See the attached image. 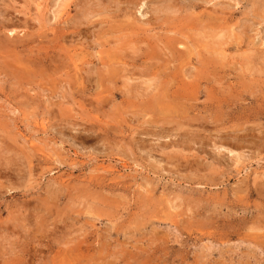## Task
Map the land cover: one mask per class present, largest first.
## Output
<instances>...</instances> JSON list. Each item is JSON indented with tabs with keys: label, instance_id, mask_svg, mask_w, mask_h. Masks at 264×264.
I'll return each mask as SVG.
<instances>
[{
	"label": "rangeland",
	"instance_id": "1",
	"mask_svg": "<svg viewBox=\"0 0 264 264\" xmlns=\"http://www.w3.org/2000/svg\"><path fill=\"white\" fill-rule=\"evenodd\" d=\"M263 20L264 0H0V264H264Z\"/></svg>",
	"mask_w": 264,
	"mask_h": 264
},
{
	"label": "bare ground",
	"instance_id": "2",
	"mask_svg": "<svg viewBox=\"0 0 264 264\" xmlns=\"http://www.w3.org/2000/svg\"><path fill=\"white\" fill-rule=\"evenodd\" d=\"M55 1H57V0H55ZM58 1H60V0H58ZM61 1H62V0H61ZM55 3H56V2H55ZM55 3H54V6L56 7V4H55ZM258 5H259V4H258ZM57 6H58V5H57ZM256 6H257V5H256ZM259 6H260V5H259ZM58 7H59V6H58ZM141 7H142V6H141ZM187 8H188V7H187ZM257 8H258V6H257ZM261 8H262V6H261ZM57 9H58V8H57ZM168 9H169V8H168ZM184 9H185V8H184ZM53 10H54V9H53ZM131 10H132V9H131ZM162 10H163V9H162ZM261 11H262V10H261ZM129 13H130V12H129ZM207 13H208V12H206V15H207ZM262 13H263V12H262ZM201 14H203V13H201ZM51 15H52V14H51ZM206 15H205V16H206ZM197 16H199V15H197ZM208 16H209V15H208ZM208 16H207V17H208ZM51 17H52V16H51ZM54 17H55V16H54ZM54 17H53V18H54ZM124 17H126V15H125ZM188 17H189V16H188ZM255 17H256V16H255ZM204 18H205V17H204ZM51 19H52V18H51ZM195 19H197V17L194 18V20H195ZM207 19H208V18H207ZM215 19H216V18H215ZM55 20H56V19H55ZM194 20H193V21H194ZM204 20H205V19H204ZM216 20H217V19H216ZM5 21L7 22L8 19L5 20ZM11 21H12V19H11ZM191 21H192V20H190V22H189V21H188V22H189L190 24H192ZM193 21H192V22H193ZM197 21H198V19H197ZM197 21H196V22H197ZM199 21H200V20H199ZM201 21H203V20H201ZM201 21H200V22H201ZM211 21H212V20H211ZM211 21H210V22H211ZM213 21H214V20H213ZM263 21H264V20H263ZM1 22H2V21H1ZM203 22H204V21H203ZM207 22H208V20H207ZM7 23H8V22H7ZM185 23H186V22H185ZM182 24H183V23H182ZM190 24H189V25H190ZM193 24L196 26V24H195L194 22H193ZM197 24H198V23H197ZM199 24H200V23H199ZM202 24H203V23H202ZM211 24H212V23H211ZM221 24H222V22H221ZM225 24L227 25V23H225ZM5 25H6V24H5ZM126 25H127V24H126ZM129 25H130V24H129ZM129 25H128V26H129ZM194 25H193V26H194ZM213 25H214V23H213L212 25H210V26H213ZM216 25H219V24L216 23ZM216 25H214V27H216ZM226 25H225V26H226ZM251 25H252V24H251ZM128 26H127V27H128ZM182 26H183V25H182ZM190 26H191V25H190ZM190 26H187V31H188V27H190ZM193 26H192V27H193ZM200 26H202V25L200 24ZM207 26H208V25L205 24L204 28H205V27L207 28ZM223 26H224V25H223ZM127 27H126V28H127ZM174 27H175V26H174ZM196 27H197V26H196ZM220 27H221V25H220ZM220 27H219V30L217 29L219 32L215 29L216 31H214V33L211 34L212 36H209V37L206 36V37H207V38H212V39H214L215 37H217V36L219 35L220 31L222 32V29H220ZM233 27H234V26H233ZM2 28H3V27H2ZM130 28H131V27H130ZM159 28H160V27H159ZM171 28H172V27H171ZM182 28H184V27H182ZM185 28H186V27H185ZM190 28H191V27H190ZM201 28H202V27H201ZM209 28H210V27H209ZM211 28H212V27H211ZM211 28H210V29H211ZM223 28H224V27H223ZM227 28H228V27H227ZM234 28H236V27H234ZM172 29H175V28H172ZM178 29H179V28L177 27L176 30L178 31ZM180 29H181V26H180ZM191 29H192V28H191ZM212 29H213V28H212ZM224 29H226V27H225ZM224 29H223V30H224ZM128 30H129V28H128ZM130 30H131V29H130ZM130 30H129V31H130ZM132 30H133V29H132ZM132 30H131V31H132ZM170 30H171V29H170ZM182 30H183V29H182ZM202 30L204 31L205 29H202ZM133 31H134V30H133ZM179 31H180V30H179ZM183 31H184V30H183ZM192 31H193V30H192ZM211 31H212V30H211ZM79 32H80V31H79ZM198 32L200 33V32H202V31H198ZM239 32H240V31H239ZM244 32H245V31H244ZM80 33H81V32H80ZM171 33H172V32H171ZM180 33H181V32H180ZM190 33H191V32H190ZM195 33H196V32H195ZM199 33H198V35H199ZM204 33L206 34L205 31H204ZM204 33H203V34H204ZM242 33H243V32H242ZM83 34H84V33H81V35H83ZM169 34H170V33H169ZM181 34H182V33H181ZM185 34H186V33H185ZM193 34H194V33H193ZM205 34H204V36H205ZM220 34H221V35H219V38H220V36H223L222 33H220ZM223 34H224V33H223ZM229 34H230V33H229ZM244 34H245V33H244ZM74 35H75V34H74ZM177 35H178V36H181V35H179L178 33H177ZM196 35H197V33H196ZM200 35H202V33H200ZM208 35H209V34H208ZM234 35H235V34H234ZM76 36H77V34H76ZM131 36H132V35H131ZM184 36H185V35H184ZM204 36H203V37H204ZM232 36H233V35H232ZM77 37H78V36H77ZM166 37H167V36H166ZM182 37H183V36H182ZM188 37H189V36H188ZM233 37H234V36H233ZM238 37H239V36H238ZM133 38H134V37H133ZM174 38H176V37H174ZM189 38H191V37H189ZM192 38H194V37L192 36ZM192 38H191V39H192ZM195 38H197V36H196ZM207 38H205V39H207ZM246 38H247V37H246ZM78 39L81 40V38H78ZM130 39H131V38H130ZM137 39H138V38H137ZM168 39H169V37H167V39L165 38V40L167 41V44H169V43H168ZM185 39L187 40V38H185ZM198 39H199V38H198ZM200 39H201V38H200ZM217 39H218V38H217ZM225 39H226V38H225ZM227 39H228V36H227ZM239 39H241V38L239 37ZM248 39H249V38H248ZM171 40H173V38H171ZM181 40H182V39H181ZM194 40H195V39H193V41H194ZM201 40H202V39H201ZM207 40H209V39H207ZM215 40H216V38H215ZM231 40H232V39H231ZM231 40H230V41H231ZM187 41H188V40H187ZM187 41H186V42H187ZM195 41H196V40H195ZM230 41H229V42H230ZM237 41H238V40H237ZM246 41H247V40H246ZM130 42H131V41H130ZM134 42H138V40H136V41H134ZM139 42H141V41H139ZM139 42H138V43H139ZM189 42H190V41H189ZM206 42H207V41H206ZM208 42H209V41H208ZM213 42L215 43V41H213ZM216 42H217V40H216ZM218 42H219V40H218ZM220 42H222V40H221ZM227 42H228V41H226V44H227ZM132 43H133V42H132ZM141 43H142V42H141ZM149 43H150V42H149ZM196 43H197V41H196ZM203 43L205 44V41H204ZM224 43H225V42H224ZM243 43H244V42H243ZM262 43H263V42H262ZM209 44H210V43H209ZM209 44H208V45H209ZM141 45H142V44H141ZM152 45H153V44H152ZM164 45H165V44H164ZM164 45H163V46H164ZM169 45H170V44H169ZM179 45H181V44H179ZM179 45H178V46H179ZM187 45H188V44H187ZM190 45H191V47H190V46H189V47L192 49V51H194V49H193L192 47L195 46L196 44L193 45V46H192V44H190ZM197 45H198V44H197ZM210 45H211V44H210ZM210 45H209V46H210ZM215 45H216V44H215ZM229 45H230V44H229ZM156 46H157V45H156ZM182 46H183V45H182ZM184 46H186V45H184ZM198 46H200V45H198ZM198 46H197V47H198ZM203 46H204V45H203ZM209 46L206 45L205 48H207V51H208V52L210 53V55H211V54L214 53V52L212 53V48L214 49V47L211 46V47H212V48H211V47H209ZM149 47H150L149 49H147V45H146V47H145V48L148 50L147 52H150L149 50L152 49V48H151V45H149ZM153 47H154V46H153ZM186 47H187V46H186ZM260 47H261V46H260ZM162 48H164L165 50L167 49V51H168V48H165V47H162ZM178 48H179V47H178ZM200 48H201V46H200ZM215 48H216V47H215ZM220 48H222V47H220ZM243 48H244V47H243ZM136 49H137V48H136ZM140 49H141V47H140ZM153 49H155V48H153ZM171 49H172V48H171ZM197 49H198V48H197ZM218 49H219V46H218ZM240 49H241V48H240ZM137 50H139V48H138ZM141 50H142V49H141ZM178 50H179V49H178ZM186 50H187V49H186ZM215 50H217V48H216ZM223 50H225V49H223ZM258 50H259V49H258ZM121 51H122V50H121ZM121 51H120V53H121ZM139 51H140V50H139ZM173 51H176V50H173ZM188 51H189V48H188ZM188 51H187V53H188ZM195 51H196V50H195ZM201 51H202V50H201ZM207 51H206V55H207ZM217 51H218V50H217ZM247 51H248V50H247ZM247 51H246V52H247ZM253 51H254V50H253ZM261 51H262V50H261ZM144 52H145V50H144ZM154 52H155V51H154ZM168 52H169V51H168ZM220 52H221V51H220ZM170 53H171V52H170ZM251 53H252V54H251V57H252V58L250 57L251 60L254 59V60H256L259 64H261V67H263V69H262V71H263V70H264V53H263V51H262V53L260 52V50H259L258 52H254V54H253V52H251ZM112 54H113V53H112ZM121 54H122V57H123L124 53H121ZM125 54H127V53H125ZM141 54H142V53L139 54L140 57H141ZM152 54H153V53H152ZM177 54H179L178 51H177ZM188 54H191V53H188ZM192 54H193V52H192ZM219 54H220V53H219ZM221 54H222V52H221ZM221 54H220V55H221ZM223 54H225V52H224ZM10 55H11V54H10ZM115 55H116V54H115ZM154 55H155V54H154ZM154 55H153V57H154ZM170 55H172V53H171ZM175 55H176V53H175ZM213 55H214V54H213ZM249 55H250V54H249ZM249 55H248V56H249ZM117 56H119V54H118ZM117 56H116V57H117ZM127 56H128V54H127ZM136 56H137V55H136ZM184 56H186V55H184ZM189 56H190V55H189ZM191 56H192V55H191ZM194 56H195V55H194ZM216 56H217V52H216ZM218 56H219V55H218ZM231 56H232V55H231ZM114 57H115V56H114ZM128 57H129V59H130V56H128ZM132 57H133V56H132ZM142 57H144V55H143ZM147 57H148V56H147ZM156 57H157V56H156ZM175 57H176V56H175ZM186 57H187V56H186ZM186 57H185V58H186ZM222 57H223V56H222ZM226 57H227V56H225L224 59H227ZM234 57H235V56H234ZM117 58H118V57H117ZM137 58H138V57H137ZM145 58H146V57H145ZM148 58H149V57H148ZM154 58H155V57H154ZM172 58H174V57H172ZM243 58H244V57H243ZM123 59H124V58H123ZM125 59H126V58H125ZM174 59H176V58H174ZM174 59H173V60H174ZM182 59H183V57H182ZM182 59H181V61H182ZM220 59H221V58H220ZM244 59H245V58H244ZM127 60H128V59H127ZM143 60H145V59H143ZM169 60H170V59H169ZM179 60H180V58H179ZM241 60H242V59H241ZM251 60H250V61H251ZM107 61H108V60H107ZM122 61H123V60H122ZM152 61H153V59H152ZM176 61H177V60H176ZM190 61H191V60H190ZM218 61H219V60H218ZM14 62H15V61H14ZM116 62H118V61H116ZM141 62H142V60H141ZM143 62H144V61H143ZM143 62H142V63H143ZM147 62H149V60H148ZM182 62H183V61H182ZM182 62H181V63H182ZM222 62H224V61H222ZM251 62H252V61H251ZM254 62H255V61H254ZM108 63H109V62H108ZM110 63H113V62H110ZM119 63H120V62H119ZM122 63H124V62H122ZM142 63H139V64H142ZM144 63H145V62H144ZM150 63H151V61H150ZM152 63H153V62H152ZM184 63H185V61H184ZM215 63H216V62H215ZM255 63H256V62H255ZM114 64H115V62H114ZM128 64H129V63H128ZM136 64H137V63H136ZM171 64H172V62H171ZM201 64H202V63H201ZM207 64H209V63L207 62ZM223 64H224V63H223ZM223 64H222V65H223ZM116 65H117V64H116ZM123 65H125V64H123ZM142 65H143V64H142ZM144 65H145V64H144ZM183 65H184V64H183ZM205 65H206V64H205ZM211 65H213V64H211ZM217 65H218V64H217ZM252 65H253V64H252ZM104 66H108V65L106 64V65H104ZM117 66H118V65H117ZM117 66L115 67V65H114L113 68L115 67V69H116V68H118ZM126 66H127V65H126ZM126 66H125V67H126ZM129 66H132V67H133V65H131V64H130ZM148 66H149V64H148ZM110 67H111V66H110ZM120 67H121V66H120ZM141 67H142V66H141ZM145 67H146V66H145ZM172 67H173V66H172ZM198 67H199V65H198ZM210 67H211V66H210ZM217 67H218V66H217ZM252 67H253V66H252ZM111 68H112V67H111ZM113 68H112V69H113ZM126 68H128V66H127ZM126 68H125V70H126ZM138 68H139V67H138ZM152 68H153V67H151V70H152ZM156 68H157V67H156ZM199 68H200V67H199ZM215 68H216V67H215ZM253 68H254V67H253ZM107 69H108V68H107ZM115 69H114V70H115ZM121 69H124V67L122 66V68H120V70H121ZM128 69H130V68H128ZM131 69H132V68H131ZM133 69H135V68H133ZM154 69H155V68H154ZM157 69H158V68H157ZM167 69H168V68H166V71H168ZM169 69H170V68H169ZM254 69L256 70V66H255ZM109 70H110V68H109ZM120 70H119V71H120ZM141 70H143V69H141ZM148 70H149V68H148ZM155 70H156V69H155ZM173 70H174V68H173ZM208 70H209L208 72H211L209 68H208ZM211 70H213V69H211ZM238 70H239V69H238ZM258 70H259V69H258ZM115 71H116V70H115ZM121 71H122V70H121ZM121 71H120V72H121ZM130 71H131V70H130ZM130 71H129V70H126L125 72L128 73V72H130ZM134 71H135V70H134ZM134 71H133V72H134ZM145 71H147V68H146ZM145 71H144V72H145ZM149 71H150V70H149ZM149 71H148V73H149ZM157 71H159V70H157ZM175 71H176V70H175ZM175 71H174V73H173L174 77L178 75L177 73H175ZM125 72H124V73H125ZM135 72H136V71H135ZM151 72H152V71H151ZM170 72H171V71H170ZM205 72H206V71H205ZM255 72H256V71H255ZM110 73H111V72H110ZM127 73H126V75H127ZM199 73H200V72H199ZM258 73H259V72H258ZM111 74H112V73H111ZM129 74H131V73H129ZM140 74H141V73H140ZM175 74H177V75H175ZM261 74H262V73H261ZM261 74H260V75H261ZM120 75H121V74H120ZM144 75H145V74H144ZM144 75H143V76H144ZM156 75H158V73H157ZM171 75H172V74H171ZM256 75L259 76L258 74H256ZM102 76H103V75H102ZM110 76H111V75H110ZM112 76H115V75H112ZM135 76L137 77L138 75H136V74L134 73L133 77H135ZM154 76H155V75H154ZM262 76H263V75H262ZM125 77H126V76H125ZM127 77H128V75H127ZM138 77H139V76H138ZM152 77H153V76H152ZM166 77H167V76H166ZM172 77H173V76H172ZM263 77H264V76H263ZM111 78H112V77H111ZM141 78H145V77H141ZM135 79H136V78H135ZM146 79H147V78H146ZM149 79H150V78H148L147 80H149ZM139 80H140V79H139ZM139 80H137V81H139ZM144 80H145V79H144ZM169 80H170V79H169ZM154 81H155V79H154ZM255 81H256V80H255ZM111 82H112V84H113V81H111ZM114 82H115V81H114ZM129 82H130V81H129ZM135 82H136V81H135ZM151 82H152V80H151ZM155 82H156V81H155ZM155 82H154V83H155ZM142 83H144V82H142ZM148 83L150 84V82H148ZM133 84H134V83H133ZM140 84H141V83H140ZM146 84H147V83H146ZM168 84H169V83H168ZM122 85H123V84H122ZM192 85H193V84H192ZM192 85H191V86H192ZM125 86H126V85H125ZM130 86H131V84H130ZM165 86H166V85H165ZM169 86H170V84H169ZM184 86H185V85H184ZM188 86H189V85H188ZM191 86H190V88H192ZM150 87H151V86H150ZM152 87H153V86H152ZM154 87H156V86H154ZM132 88H134V86H132ZM134 89L136 90L137 88H134ZM154 89H155V88H154ZM158 90H160V89H158ZM168 91H169V89H168ZM149 92H151V91H149ZM183 92H184V91H183ZM126 93H128V92H126ZM130 93H132V92H130ZM139 93H140V92H139ZM175 93H176V92H175ZM133 94H134V93H133ZM155 95H156V94H155ZM155 95H154V96H155ZM135 96H136V94H135ZM133 97H134V95H133ZM162 97H163V96H161V99H162ZM143 98H144V97H143ZM155 98H156V97H155ZM157 98H159V96H158ZM155 100H156V99H155ZM155 100H154V101H155ZM158 100H159V99H158ZM150 103H151V101H150ZM150 103H148V104H150ZM152 103H153V102H152ZM154 103H155V102H154ZM160 103H161V102H159V103H157V104H160ZM175 104H176V103H175ZM150 105H152V104H150ZM157 106H158V105H157ZM149 107H150V106H149ZM155 107H156V106H155ZM153 108H154V106H153ZM156 108H157V107H156ZM158 108H159V107H158ZM160 108H161V107H160ZM160 108H159V109H160ZM149 110H150V109H149ZM170 123H172V122H170ZM166 124L170 125L169 123H166ZM218 125H219V124H218ZM166 126H167V125H166ZM191 126H192V125H191ZM191 126H190V127H191ZM165 128H166V127H165ZM193 128H194V127H193ZM169 129H170V128H168V130H169ZM170 130H172V129H170ZM242 130H243V129H242ZM157 131H158V130H157ZM192 131H194V130H192ZM195 131H196V130H195ZM87 132H88V131H87ZM158 132H160V131H158ZM158 132H157V133H158ZM225 132H226V131H225ZM233 132H234V131H233ZM238 132H239V131H238ZM85 133H86V131H85ZM151 133H152V132H151ZM154 133H155V132H154ZM170 133H171V132H170ZM192 133H194V132H192ZM195 133H197V132H195ZM219 133H220V132H219ZM230 133H231V132H230ZM161 134H162V133H161ZM221 134H222V133H221ZM223 134H225V133H223ZM227 134H228V133H227ZM232 134H233V133H232ZM235 134H236V133H235ZM235 134H233V135H235ZM194 135H195V134H194ZM196 135H198V134H196ZM196 135H195V136H196ZM229 135H230V134H229ZM233 135H232V137H235V136H236V135H235V136H233ZM237 135H238V134H237ZM155 136H156V135H155ZM158 136H159V135H158ZM163 136H164V135H163ZM189 136H190V135H189ZM198 136H199V135H198ZM218 136H219V135H218ZM222 136L225 137V136H227V135H225V136L222 135ZM240 136H241V135H240ZM240 136H239V138H241ZM247 136H248V135L246 134V137H247ZM196 137H197V136H196ZM196 137H195V138H196ZM216 137H217V136H216ZM246 137H245V138H246ZM161 138H162V137H161ZM173 138H174V137H173ZM173 138H172V139H173ZM217 138H218V137H217ZM217 138H216V139H217ZM225 138H226V137H225ZM235 138H238V136L235 137ZM172 139H171V140H172ZM220 139H222V138H220ZM226 139H228V138H226ZM226 139H225V140H226ZM231 139H232V138H231ZM243 139H244V138H243ZM161 140H162V139H161ZM165 140H166V139H165ZM222 140H223V139H222ZM222 140H221V141H222ZM233 140H234V138H233ZM235 140H237V139H235ZM177 141H179V139H178ZM195 141H196V140H195ZM195 141H194V142H195ZM228 141L231 142L230 140H228ZM228 141H227V144L229 143ZM237 141H238V140H237ZM241 141H242V140H241ZM173 142H174V141H173ZM173 142H171V143H173ZM188 142H189V144L192 143V144H194V146H195V143H193L192 141H188ZM190 142H191V143H190ZM242 142H244V141H242ZM242 142H241V143H242ZM219 143H223V145H226V144H224V142H219ZM166 144H167V143H166ZM168 144H169V143H168ZM177 144H178V143H177ZM171 145H172V144H171ZM178 145H180V144H178ZM187 145H188V144H187ZM242 145H243V144H242ZM162 146H163V145H162ZM169 146H170V144H169ZM188 146H189V145H188ZM219 146H220V144H219ZM228 146H229V145H228ZM164 147H166V146H164ZM178 147H179V146H178ZM189 147H192V146H189ZM235 147H236V145H235ZM239 147H240V145H239ZM241 147H242V146H241ZM241 147H240V148H241ZM167 148H168V147H167ZM169 148H170V147H169ZM175 148H176V147H175ZM180 148H181V147H180ZM214 148H215V146H214ZM233 148H234V147H233ZM233 148H232V149H233ZM242 148H243V147H242ZM189 149H190V148H189ZM200 149H201V147H200ZM232 149H230V153H232ZM201 150H203V149H201ZM223 150H224V149H223ZM238 150H240V149H238ZM238 150H237V151H238ZM197 151H198V150H197V148H196V152H197ZM221 151H222V150H221ZM233 151H234V150H233ZM203 153H205V152H203ZM237 153H238V152H237ZM199 154H201V151H200ZM210 154H211V153H210ZM219 154H221V153H219ZM243 154H244V153H243ZM233 155H234V154H233ZM239 155H240V154H239ZM221 156H222V154H221ZM225 156H227V155H225ZM225 156H224V157H225ZM229 156H230V155H229ZM217 157H218V155H217ZM219 157H220V156H219ZM231 157H232V156H231ZM211 158H212V157H211ZM214 158H215V157H214ZM226 158H227V157H226ZM239 158H240V156H239ZM230 159H231V158H230ZM237 159H238V157H237V155H236V156L234 157V162H236V164L238 165L239 163L237 162ZM214 160H215V159H214ZM224 160H225V159H223L222 161H224ZM238 160H239V159H238ZM222 161H221V162H222ZM230 163H231V162H230ZM232 164H233V163H232ZM224 165H225V164H224ZM226 166H228V165H226ZM263 182H264V181H263ZM257 191H259V189H258ZM262 198H263V197H261V199H262ZM263 202H264V200H263ZM256 221H257V220H256ZM253 222H255V221H253ZM257 222H259V221H257ZM259 223H261V221H260ZM252 224H253V226L256 225L255 223H252ZM261 224H262V223H261ZM253 226H252V230H251V229H250V230H251V231H256V232H257V231H258V230H256L257 228L255 229V227H254L255 230H253ZM257 226H258V225H257ZM262 226H263V225H262ZM263 228H264V227H263ZM234 229H235V228H234ZM258 229H259V228H258ZM226 230H227V229H226ZM231 230H233V229H231ZM228 233H229V231H228ZM224 234H225V233H224ZM234 234H235V233H234ZM238 234H239V233H238ZM232 235H233V233H232ZM245 235H246V234H245ZM224 236H225V235H223V237H224ZM226 236H227V235H226ZM243 236H244V235H243ZM227 237H228V236H227ZM227 237H225V238H227ZM234 237H235V236H234ZM239 237H240V236H239ZM239 237H238V235H237V238H239ZM246 237H247V236H246ZM246 237L244 236L243 238H246ZM262 237H263V236H262ZM249 238H251V237H249ZM254 238H257V237H254ZM258 238H259V237H258ZM218 239H219V238H218ZM246 239H247V238H246ZM260 239H262V238H260ZM260 239H258V240H260ZM226 240H229V239H226ZM243 240H245V239H243ZM258 240L256 239V241H254V242L257 243ZM218 241H221V239L218 240ZM223 241H224V240H223ZM238 241H240V239H239ZM248 241H250V240H248ZM261 241H262V240H261ZM242 242H243V241H242ZM251 242H253V239H251ZM247 245H248V244H247ZM251 245H252V244H251ZM253 245H254V244H253ZM263 250H264V249H263Z\"/></svg>",
	"mask_w": 264,
	"mask_h": 264
}]
</instances>
